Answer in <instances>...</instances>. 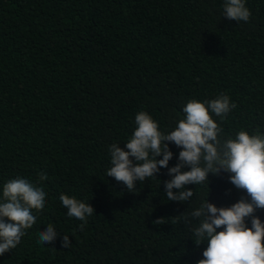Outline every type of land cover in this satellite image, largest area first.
<instances>
[{"label":"trees","instance_id":"obj_1","mask_svg":"<svg viewBox=\"0 0 264 264\" xmlns=\"http://www.w3.org/2000/svg\"><path fill=\"white\" fill-rule=\"evenodd\" d=\"M224 4L0 0V200L3 185L17 176L46 192L36 223L0 255V264H196L203 258L207 243L197 247L191 240L199 221L180 216L206 199L217 207L250 201L229 173H210L208 186L185 185L194 195L178 202L164 191L167 168L137 181L135 192L106 171L109 146L124 147L139 111L167 133L185 117L189 100L224 93L236 107L223 120L213 114L220 137L234 138L241 129L264 133V0H245L247 22L224 17ZM166 143L172 167L181 149ZM42 173L47 179L39 181ZM62 193L94 208L86 223L67 215ZM253 215L264 223V209ZM246 224L251 227V217ZM47 225L58 232L49 244L39 239Z\"/></svg>","mask_w":264,"mask_h":264},{"label":"clouds","instance_id":"obj_2","mask_svg":"<svg viewBox=\"0 0 264 264\" xmlns=\"http://www.w3.org/2000/svg\"><path fill=\"white\" fill-rule=\"evenodd\" d=\"M223 16L236 22H247L251 12L245 6V0H225ZM235 107L224 93L208 101L189 100L182 109L185 117L167 133L159 130L157 121L150 114L139 111L135 115L137 127L124 147L117 143L109 146L111 167L106 176L124 184L129 192H135L137 181L155 177L161 168H167L171 177L164 181L168 201L190 200L194 192L185 185L207 182L208 186L209 174L218 175L221 171L229 173L232 185L247 192L250 201L241 197L231 206L217 207L206 199L190 212L181 213L180 219L185 223L199 221L191 229L194 244L199 247L201 243H207L203 258L196 264H264V223L253 215L256 209H264V133L258 128L252 134L241 129L234 138L222 139L223 129L213 119L214 114L223 120ZM166 142L181 149L177 163L172 167H168V162L173 153ZM185 166L188 167L186 171L182 170ZM46 179L47 173L38 178L39 181ZM45 197L42 186L23 177L17 176L3 185L0 255L15 248L25 230L36 223L34 211L43 210ZM59 199L69 217L86 223V217L94 213L88 202L74 196L62 193ZM249 217L251 227L246 224ZM157 223L162 224L159 219ZM80 227L83 228V224ZM57 236V230L47 225L39 239L49 244ZM70 244L68 234H64L61 246L67 248Z\"/></svg>","mask_w":264,"mask_h":264}]
</instances>
